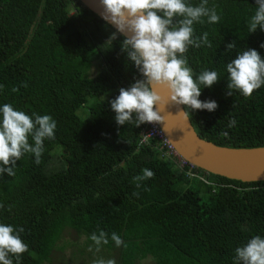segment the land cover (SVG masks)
<instances>
[{"label":"trees","instance_id":"obj_1","mask_svg":"<svg viewBox=\"0 0 264 264\" xmlns=\"http://www.w3.org/2000/svg\"><path fill=\"white\" fill-rule=\"evenodd\" d=\"M213 5L221 20L194 24L195 36L207 32L211 47H189L186 56L194 75L218 72L220 79L199 97L218 106L186 110L204 139L264 147V86L248 98L226 94V65L237 52L254 48L264 58V30L247 27L256 0H208ZM115 31L80 0H0V105L57 122L39 164L26 153L15 176L0 178V223L23 227L28 245L19 264L52 263L67 230L86 237L87 251L91 234L105 231L109 243L89 252L115 264H234L238 246L264 238V181L190 179L152 145L140 144L147 123H116L110 101L142 75L121 50L123 35L107 42ZM233 41L236 48L228 51ZM232 118L236 124L228 127ZM143 168L155 176L137 189L132 178ZM113 232L124 245L115 246Z\"/></svg>","mask_w":264,"mask_h":264},{"label":"clouds","instance_id":"obj_2","mask_svg":"<svg viewBox=\"0 0 264 264\" xmlns=\"http://www.w3.org/2000/svg\"><path fill=\"white\" fill-rule=\"evenodd\" d=\"M101 3L103 19L116 29L107 42L115 40L117 34L123 35L121 50L127 52L142 75V79H136L129 87H121L119 95L110 101L118 125L163 124L165 117L161 111L169 101L190 110L212 112L217 108L215 100L202 101L199 97L203 87H211L220 79L218 72L205 69L194 75L186 56L189 47H211L207 32L195 36L194 24L205 23L204 18L209 24L218 23L221 17L215 5L209 7L208 0H201L198 5L190 4L188 0H101ZM256 4L254 15L247 21L248 32H255L258 27L264 30V0H256ZM261 47L264 48V43ZM234 48L235 41L227 44L228 51ZM226 71L227 95L238 91L248 98L264 86V58L254 48L237 52L227 63ZM23 86L27 87L26 84ZM157 87L166 88L169 97H162ZM3 89L4 85L0 84V91ZM11 91L19 92V88L13 87ZM181 112L188 115L186 111ZM235 124L236 120L232 118L228 127ZM56 128L57 122L51 115H29L10 103L0 105V178L5 172L8 176H15L17 161L26 153L32 154L35 163L39 164L45 150L44 141L55 138ZM162 130L168 131L166 126ZM221 135L227 136L228 133L222 132ZM154 176L153 170L143 168L141 174L132 179L139 189L143 181ZM133 195L139 196V192ZM3 207L0 204V208ZM23 232V227L0 223V264H13L12 257L19 264L22 254L28 251V245L21 237ZM90 239L96 251L102 244L109 243L108 234L103 230L99 234L93 232ZM111 240L116 247L124 245L115 232L111 234ZM92 250L90 246L89 251ZM233 260L234 264H264V238L255 235L238 246ZM94 264H115V261L99 259Z\"/></svg>","mask_w":264,"mask_h":264},{"label":"water","instance_id":"obj_3","mask_svg":"<svg viewBox=\"0 0 264 264\" xmlns=\"http://www.w3.org/2000/svg\"><path fill=\"white\" fill-rule=\"evenodd\" d=\"M80 1L104 20L102 17L104 8L101 0ZM107 23L114 27L111 23ZM156 90L165 99L169 97L166 88L157 87ZM181 111L187 112L184 105H176L169 101L161 111V115L165 117L164 123L159 125L161 129L167 127L168 131H164L165 135L185 160L210 174L231 180L246 183L264 181V147L219 146L202 138L197 133L189 114L185 115Z\"/></svg>","mask_w":264,"mask_h":264},{"label":"built area","instance_id":"obj_4","mask_svg":"<svg viewBox=\"0 0 264 264\" xmlns=\"http://www.w3.org/2000/svg\"><path fill=\"white\" fill-rule=\"evenodd\" d=\"M148 128L141 135V145H152L162 158L175 162V166L185 171L190 179H198L205 184L216 185L210 179V173L185 160L170 142L159 124L147 123Z\"/></svg>","mask_w":264,"mask_h":264},{"label":"rangeland","instance_id":"obj_5","mask_svg":"<svg viewBox=\"0 0 264 264\" xmlns=\"http://www.w3.org/2000/svg\"><path fill=\"white\" fill-rule=\"evenodd\" d=\"M85 241V236H80L73 230H67L61 242L64 249L56 251L53 255V262L48 264H94L95 261L93 260H96V255H90L89 248L91 246V248L94 249L96 246L93 242H90L89 245L86 246L88 249L87 251L84 245ZM60 249H62V247ZM100 259L107 261L112 259V257H105L103 255ZM142 264H154V262L147 259L143 261Z\"/></svg>","mask_w":264,"mask_h":264}]
</instances>
